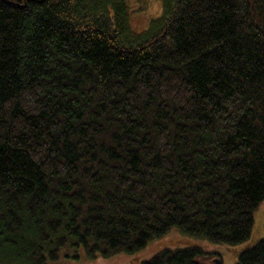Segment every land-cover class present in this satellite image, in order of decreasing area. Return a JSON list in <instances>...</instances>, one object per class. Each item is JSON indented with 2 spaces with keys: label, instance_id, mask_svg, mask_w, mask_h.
Instances as JSON below:
<instances>
[{
  "label": "trees",
  "instance_id": "trees-1",
  "mask_svg": "<svg viewBox=\"0 0 264 264\" xmlns=\"http://www.w3.org/2000/svg\"><path fill=\"white\" fill-rule=\"evenodd\" d=\"M162 4L136 30L127 0H0V264L135 255L174 228L252 238L264 0ZM236 264H264V240Z\"/></svg>",
  "mask_w": 264,
  "mask_h": 264
},
{
  "label": "rangeland",
  "instance_id": "rangeland-1",
  "mask_svg": "<svg viewBox=\"0 0 264 264\" xmlns=\"http://www.w3.org/2000/svg\"><path fill=\"white\" fill-rule=\"evenodd\" d=\"M132 13V25L136 30L145 29L152 19L161 16L163 12L162 0H127ZM252 238L243 244L228 246L226 244H213L205 240L183 235L178 229H172L164 238L157 239L143 251L135 254H117L111 258H99L88 260L82 257L80 260L66 258L65 254L57 263L51 264H141L145 260L152 259L165 248L195 247L203 252L200 258L203 264H236L239 252L251 244L264 240V204L255 213V227ZM211 259H213L211 261ZM217 261L219 263H217Z\"/></svg>",
  "mask_w": 264,
  "mask_h": 264
},
{
  "label": "water",
  "instance_id": "water-1",
  "mask_svg": "<svg viewBox=\"0 0 264 264\" xmlns=\"http://www.w3.org/2000/svg\"><path fill=\"white\" fill-rule=\"evenodd\" d=\"M217 263H219V262L217 261Z\"/></svg>",
  "mask_w": 264,
  "mask_h": 264
}]
</instances>
